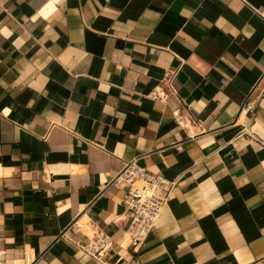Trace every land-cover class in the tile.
Here are the masks:
<instances>
[{
  "label": "crops",
  "instance_id": "1",
  "mask_svg": "<svg viewBox=\"0 0 264 264\" xmlns=\"http://www.w3.org/2000/svg\"><path fill=\"white\" fill-rule=\"evenodd\" d=\"M0 264H264V0H0Z\"/></svg>",
  "mask_w": 264,
  "mask_h": 264
},
{
  "label": "built area",
  "instance_id": "2",
  "mask_svg": "<svg viewBox=\"0 0 264 264\" xmlns=\"http://www.w3.org/2000/svg\"><path fill=\"white\" fill-rule=\"evenodd\" d=\"M171 78L172 74L166 71L163 77L164 83L170 85ZM166 96L167 92L161 87L152 93L153 98L164 99ZM114 181L125 185L123 204L130 214L128 234L131 244L139 247L154 228L165 203L166 197L161 194L160 189L167 188L170 182L157 173L139 167L134 161L127 163ZM137 181L140 184H137ZM71 226L79 228L80 224L74 221ZM111 246V238L103 232H97L87 244L82 246V249L98 260Z\"/></svg>",
  "mask_w": 264,
  "mask_h": 264
}]
</instances>
